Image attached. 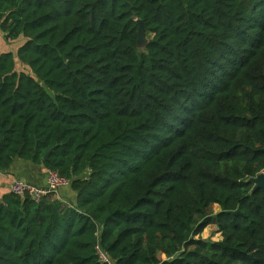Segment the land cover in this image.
<instances>
[{"label": "trees", "instance_id": "trees-1", "mask_svg": "<svg viewBox=\"0 0 264 264\" xmlns=\"http://www.w3.org/2000/svg\"><path fill=\"white\" fill-rule=\"evenodd\" d=\"M0 32V172L74 195L4 196L0 264H264V0H0Z\"/></svg>", "mask_w": 264, "mask_h": 264}, {"label": "crops", "instance_id": "crops-1", "mask_svg": "<svg viewBox=\"0 0 264 264\" xmlns=\"http://www.w3.org/2000/svg\"><path fill=\"white\" fill-rule=\"evenodd\" d=\"M18 43L5 40V35L0 32V52L17 53ZM48 170L43 165H37L17 159L13 166L5 172H0V204L4 196L11 193L12 185L16 181H27L38 187H44L47 184ZM64 190L61 195L64 197H73ZM61 194V193H60ZM64 200V199H63Z\"/></svg>", "mask_w": 264, "mask_h": 264}, {"label": "built area", "instance_id": "built-area-1", "mask_svg": "<svg viewBox=\"0 0 264 264\" xmlns=\"http://www.w3.org/2000/svg\"><path fill=\"white\" fill-rule=\"evenodd\" d=\"M68 185L69 182L67 180L61 178L57 173L49 171L46 187H38L27 181H16L12 185L11 193L21 197L28 196L35 202H40L43 198L51 195L54 199H62L60 189ZM98 251L101 260L104 263L111 264L109 258L99 249Z\"/></svg>", "mask_w": 264, "mask_h": 264}, {"label": "rangeland", "instance_id": "rangeland-1", "mask_svg": "<svg viewBox=\"0 0 264 264\" xmlns=\"http://www.w3.org/2000/svg\"><path fill=\"white\" fill-rule=\"evenodd\" d=\"M18 43V42H17ZM145 43H146V39H145ZM18 71H21L23 69V65H21L19 62H18ZM66 190L68 189L69 190V186H66L65 187ZM66 192V191H65ZM63 198V197H62ZM67 199V197H64ZM214 212L217 213L219 212V207L216 206L214 208ZM202 237L205 239V240H208V241H211V242H214V241H218V240H221V236L220 234L218 233L216 227L214 226H209L208 228H206V230L204 231Z\"/></svg>", "mask_w": 264, "mask_h": 264}, {"label": "water", "instance_id": "water-1", "mask_svg": "<svg viewBox=\"0 0 264 264\" xmlns=\"http://www.w3.org/2000/svg\"><path fill=\"white\" fill-rule=\"evenodd\" d=\"M139 24V45L144 46L145 45V28L144 23L142 21L138 22ZM142 50L140 49L139 52ZM50 154V153H49ZM49 154L46 156V160L49 157ZM253 182L256 184V189H263L264 190V173L260 174L257 179H254Z\"/></svg>", "mask_w": 264, "mask_h": 264}]
</instances>
